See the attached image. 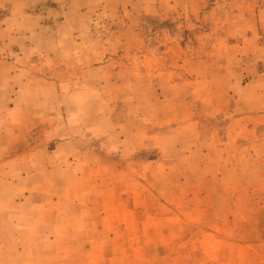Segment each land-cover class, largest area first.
I'll use <instances>...</instances> for the list:
<instances>
[{
    "label": "rangeland",
    "instance_id": "obj_1",
    "mask_svg": "<svg viewBox=\"0 0 264 264\" xmlns=\"http://www.w3.org/2000/svg\"><path fill=\"white\" fill-rule=\"evenodd\" d=\"M0 264H264V0H0Z\"/></svg>",
    "mask_w": 264,
    "mask_h": 264
}]
</instances>
